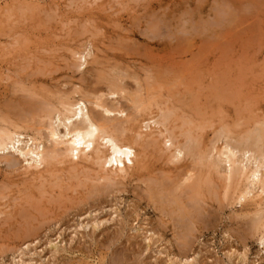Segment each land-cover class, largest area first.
I'll list each match as a JSON object with an SVG mask.
<instances>
[{"label":"rangeland","instance_id":"obj_1","mask_svg":"<svg viewBox=\"0 0 264 264\" xmlns=\"http://www.w3.org/2000/svg\"><path fill=\"white\" fill-rule=\"evenodd\" d=\"M21 3L0 0V113L11 119L28 100L21 85L39 94L78 87L87 93L105 87L98 74L113 67L125 74L130 91L154 79L153 89L162 87L163 97L180 109L184 103L204 110L200 118L213 127L206 128L205 142L222 121L243 129L238 110L245 105L264 119V0H27L28 10ZM85 48H91L89 64L76 70L72 54ZM119 103L127 105L122 98ZM147 160L142 180L168 171L162 159L150 154ZM18 162V171L0 164L6 195L0 200V264H20L21 257L29 264H186L181 254L187 253L192 264H264V246L246 233L239 205L209 203L189 247L179 248L178 231L136 178L86 199V188L66 173L67 189L40 194L37 183L25 182L24 162Z\"/></svg>","mask_w":264,"mask_h":264},{"label":"bare ground","instance_id":"obj_2","mask_svg":"<svg viewBox=\"0 0 264 264\" xmlns=\"http://www.w3.org/2000/svg\"><path fill=\"white\" fill-rule=\"evenodd\" d=\"M23 2L27 0H22L24 6ZM27 7L25 5L24 8ZM72 56L77 62L73 68L80 70L89 64L91 48L74 52ZM113 69L98 74L97 83L103 82L105 87L87 93L78 87L69 94L47 90L39 94L34 88L21 85L18 90L26 94L28 100L21 102L23 107H19V115L16 112L17 117L11 119L9 115L0 113V164L18 171V159H21L24 162L21 175L26 177L27 184L37 183L40 194H45L48 187L67 189V173L68 180H77V187L86 188V199L136 178L144 184L149 201L160 206L161 215L178 231L175 238L179 248L189 247L196 225H203L209 203L216 202L220 207L239 205L242 209L238 217L247 219L246 233L263 247L264 119L255 117V112L251 116V109L240 105L238 112L245 117L244 128L242 126L243 129L238 131V123L228 125L219 118L221 123L213 130L212 139L205 142L203 134L212 124L207 125L204 118H200L205 112L203 109L204 112L190 104L191 110L185 109L184 103L183 110L180 109L168 94L164 95L167 98L163 97L162 87L161 92L154 87L157 89L155 94L153 85L158 81L154 84V79L149 84L147 82L146 88L136 81V89L130 91L123 83L125 74ZM220 94L218 91L217 95ZM161 97L167 100L162 101ZM121 98L127 101V105L119 103ZM189 110L193 112L189 113ZM194 113L199 115L198 119L195 117L197 120ZM150 154L162 159L169 168L162 175H148L142 180L145 177L141 174L146 170ZM87 183L90 184L86 186ZM2 187L0 200L6 199L2 192L5 187ZM3 213L0 211V216ZM49 245L52 250H57V244L51 245L50 242ZM186 255L181 254L184 262L192 264L193 260L190 261L189 254ZM18 262L29 264L22 257Z\"/></svg>","mask_w":264,"mask_h":264}]
</instances>
